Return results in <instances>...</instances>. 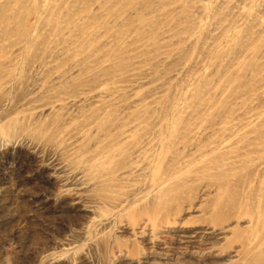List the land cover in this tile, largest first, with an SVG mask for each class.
I'll return each mask as SVG.
<instances>
[{"label": "rangeland", "instance_id": "1", "mask_svg": "<svg viewBox=\"0 0 264 264\" xmlns=\"http://www.w3.org/2000/svg\"><path fill=\"white\" fill-rule=\"evenodd\" d=\"M0 71V264H264V0H0Z\"/></svg>", "mask_w": 264, "mask_h": 264}, {"label": "bare ground", "instance_id": "2", "mask_svg": "<svg viewBox=\"0 0 264 264\" xmlns=\"http://www.w3.org/2000/svg\"><path fill=\"white\" fill-rule=\"evenodd\" d=\"M9 4H10V3H9ZM25 17H26V16H25ZM38 20H39V19H38ZM1 69H2V68H1ZM4 69H5V68H4ZM2 70H3V69H2ZM5 71H6V69H5ZM0 72H2V71H0ZM5 74H6V73H5ZM6 76H7V75H6ZM0 81H1V79H0ZM58 115H59V114H58ZM118 117H119V116H118ZM115 120H116V119H115ZM130 121H131V120H130ZM113 148H114V147H113ZM143 152H144V151H143ZM143 152H142V153H143ZM145 154H146V153H145ZM255 155H256V154H255ZM252 156H253V155H252ZM248 157H249V156H248ZM262 169H263V168H262ZM255 179H256V178H255ZM253 181H254V180H253ZM255 181H256V180H255ZM157 183H158V182H157ZM250 184H251V183H250ZM252 184H253V183H252ZM251 186L253 187V189L255 188V186H253V185H251ZM253 189H252V190H253ZM100 190H101V189H100ZM224 190H225V189H224ZM244 191H245V190H244ZM250 191H251V190H250ZM260 191H261V190H260ZM242 193H243V192H242ZM248 193H249V191H248ZM251 194H252V193H251ZM251 194L249 193V195H251ZM252 195H253V194H252ZM259 195H260V194H259ZM233 196H234V195H233ZM262 196H263V195H262ZM247 197H248V196H247ZM231 198H232V197H231ZM239 199H240V198H239ZM246 199H247V198H246ZM249 199H250V198H249ZM261 199H262V197H261ZM241 200H242V199H241ZM259 200H260V198H259ZM227 201H228V200H227ZM247 201H248V200H247ZM230 203H231V202H230ZM251 204H252V203H251ZM217 205H218V204H217ZM220 205H221V204H220ZM215 206H216V205H215ZM221 206H222V205H221ZM234 206H235V205H234ZM238 206H239V205H238ZM249 206H250V205H249ZM262 206H263V205H262ZM229 207H230V206H229ZM229 207H227V208H229ZM257 207H258V206H257ZM232 208H233V206H232ZM249 208H250V207H249ZM255 208H256V207H255ZM259 208L261 209L260 206H259ZM229 210H230V209H229ZM250 210H251V209H250ZM250 210H249V211H250ZM261 210H262V209H261ZM215 211H216V210H215ZM237 212H238V211H237ZM237 212H236V213H237ZM239 212H240V211H239ZM260 212H261V211H260ZM261 213H262V212H261ZM248 214H249V213H248ZM250 214H252V215L250 216V217H252V216H253V212L250 213ZM258 214L260 215V213H258ZM262 214H263V213H262ZM262 214H261V215H262ZM231 215H232V214H231ZM255 215H256V214H255ZM263 216H264V215H263ZM237 217H238V216H237ZM257 217H258V216H257ZM260 218H261V216H260ZM260 218H259V219H260ZM253 219H254V218H253ZM253 219H252V220H253ZM255 219H256V218H255ZM255 219H254V220H255ZM262 220H263V219H262ZM259 221H261V219H260ZM258 223H259V222H258Z\"/></svg>", "mask_w": 264, "mask_h": 264}]
</instances>
